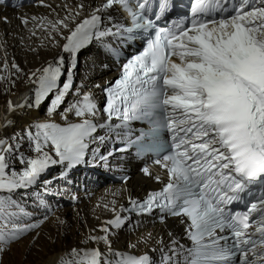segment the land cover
I'll return each mask as SVG.
<instances>
[{
  "label": "snow or ice",
  "instance_id": "1",
  "mask_svg": "<svg viewBox=\"0 0 264 264\" xmlns=\"http://www.w3.org/2000/svg\"><path fill=\"white\" fill-rule=\"evenodd\" d=\"M146 4L147 0H136L134 5L130 0H103L75 27L66 23L71 13L51 22L54 31L66 29L69 33L62 36L65 43L61 51L67 58L60 55L32 73L29 79L35 77L34 100L16 106L9 101L8 111L38 108L55 93L48 108L52 115L72 88L78 54L93 40L102 42L104 37L155 28L154 38L123 65L120 78L104 89L107 102L102 111L107 121H120L116 128H127L132 121L148 124V130L136 140L127 141L129 145L151 140L161 129L171 134V151L154 161L165 171L167 183L143 201L130 199L131 207L120 212L143 217L158 211L161 223L168 216L187 218L185 231L192 247L184 252L171 233L168 245L157 239L159 264H233L234 260L238 264H264V192L255 202H246V211L233 212L228 207L241 202L242 194H251L252 187L264 185V0H191L188 24L173 21L167 27H157L142 15ZM117 6L130 17L132 27L102 28V14ZM83 8V4L78 5L75 16ZM168 8L169 0H160L156 19ZM65 73L67 80L60 88ZM69 113L80 122H67ZM99 115L93 97L86 94L61 114L63 126L41 122L34 125V133L26 130L24 135L37 156L27 161L17 157L26 164L19 173L13 170L8 174L13 148L0 139V192L27 189L54 165L70 170L84 163L90 145H97L92 149L95 154L106 141V136L98 134V129L106 127L97 122ZM99 159L106 161L108 157L100 155ZM142 171L152 175L148 168ZM155 179L160 181L159 176ZM7 206L8 202L0 200V214ZM120 212L105 222L100 229L103 235L88 237L92 243H102L106 252L73 248L72 259L61 258L59 264H155L147 253L137 256L112 250L110 229L134 227L130 216ZM3 219L7 222L0 224V253L44 223L20 224L11 213ZM225 232L228 235H220ZM150 238L151 234L145 242Z\"/></svg>",
  "mask_w": 264,
  "mask_h": 264
},
{
  "label": "bare ground",
  "instance_id": "2",
  "mask_svg": "<svg viewBox=\"0 0 264 264\" xmlns=\"http://www.w3.org/2000/svg\"><path fill=\"white\" fill-rule=\"evenodd\" d=\"M39 1L40 0H36L35 2L38 3ZM90 1L93 0H65L63 3H60L58 0H44L45 3L52 4L54 7V12L50 15V10L43 6H36L30 9L23 7V9L18 12H13L8 9L3 10V8L0 7V18L6 16L9 19L8 24H4L0 20V58L2 63L0 64V91L1 94H4V92L9 90L8 94L6 93V98L0 102V139L6 140L8 144L10 142L8 135H13L18 138V136L24 134L28 129L33 128L35 132L36 129L34 125L36 123L46 120H60L61 114L65 112L69 104L73 101L75 93L79 92L82 94L91 92L95 89L96 85H103L105 80L116 74H112L113 70L107 62L108 58L106 55L95 48H90L80 54L82 56V62L80 64L82 68L80 73L77 70L78 84L71 88V94L64 99V102L55 113L49 115L48 112H46L51 102L45 105L44 109L42 105H40L38 108H16L12 113L8 111L7 105L9 101L12 102L13 106H16L24 104L26 100H34L36 85L32 81L35 77H33L32 80L29 79L32 73L37 72V69H42L50 63H53L60 55H64L67 58V54L62 53L61 49L63 43H65L62 36H66L68 31L66 29L54 31L50 26L52 19H54V21L57 19L63 20L71 13L72 16L66 23L69 24V27H74L83 16H87L92 11L88 10L86 5V3ZM80 4H83L84 8L80 10L79 16H75L78 5ZM22 12L24 16L29 14L40 16L33 33H31V29L28 28L30 25L20 24L18 18H16V14ZM73 18L74 22H72ZM37 25L40 28L39 30H36ZM7 62L9 63L10 71L6 66ZM13 64L17 67L13 68ZM103 64L108 66L107 69H102ZM17 69H19V71H17ZM8 74H10V78H8ZM37 75H39V73H37ZM64 81V78H61L60 82ZM30 95L33 97L30 98ZM9 120L11 123H8ZM12 130L15 131L9 134ZM24 140L26 142L27 138ZM30 150V147L26 149L25 156L35 158L37 154ZM45 151H48V148H46ZM156 188L157 186L149 179L143 178L137 173H133L126 186H107V184H104L97 190L90 191L92 197L88 198V200H82L83 204L78 205V208H81L79 211H81L83 216L82 219L84 220V225L82 226L83 230L80 236H76L74 232H68V230L66 232L63 227L62 230L56 232V234L52 233L50 229H45L47 237L50 238L49 242L46 243L42 240H38L37 245L40 246L38 252L30 251L29 248H22V250L17 252L14 258V264H59L61 258L71 260L72 257L70 253L73 248L84 250L96 244L88 241V237L100 236V234H102L100 231L102 225L106 219L114 215L118 204L123 203L126 193L131 192L134 196L142 197L146 194L147 190H154ZM63 223L60 224V226L66 225ZM178 226L176 220L167 221L165 225H146L140 222L139 230L134 233H130L124 228L119 231H112V235L110 236L112 248L128 250L136 255L148 252V248L151 246H154V248L160 247L155 241L156 235H162L163 242L167 243L169 239L166 237V232L173 231L176 234ZM148 233L151 234V238L145 242V237ZM130 244H137V247L130 248ZM99 245L103 249H106L102 243H99ZM45 252L49 253V255L43 258Z\"/></svg>",
  "mask_w": 264,
  "mask_h": 264
},
{
  "label": "rangeland",
  "instance_id": "3",
  "mask_svg": "<svg viewBox=\"0 0 264 264\" xmlns=\"http://www.w3.org/2000/svg\"><path fill=\"white\" fill-rule=\"evenodd\" d=\"M0 64H2L1 63V58H0ZM6 66H7L8 70H9L10 67H9V63L8 62L6 64ZM9 76H10V74H8V78L11 77V76L10 77ZM8 91L4 92V94H1V91H0V102L3 101L6 98V95L8 94ZM42 107L44 109L45 105L42 106ZM28 130H31L34 133V129L33 128L32 129H28ZM14 131L15 130L10 131L9 134L13 133ZM22 133H24V132H22ZM21 135L18 136V138H16L15 140L13 139V137H14L13 135H8V137H9L8 139L11 142V143L9 142V145L11 144V146L13 148L12 154H10L8 156L9 168H8L7 171H8L9 175L11 174V171H13V170H15L17 173H19L26 166V164H21L20 160L17 157L23 156L25 161H27L28 158L30 159V156L29 157L25 156L26 155V152H25L26 149L28 147H30L29 143H26V142H28V140L26 142L24 140L27 137L24 134H21ZM17 146H19V150L18 151L16 150ZM42 176H44V175H42ZM101 186L102 185H98L95 190H97ZM16 191H17V193L15 194L16 196H14V197H12V195H10V193H8V192H5V194L4 193H0V200H4V201L8 202V206H7L6 210H5V212L3 214H0V224H3V223L7 222V221H5L3 219V215H7L9 213L13 214L14 217H18L16 222L20 223V224H22L23 222H25V221H27V220H29V219H31L33 217V215L28 214V213L23 211V209L25 208L24 206L28 207V206L32 205V203L26 202L23 199H21V200L19 199V197L26 196L28 194L24 193L25 191H23V190L19 191L17 189ZM9 199H11V200L9 201ZM18 204H20V205H18ZM16 208H18V210ZM79 210H81V208H78V205H76V206H66L62 210H58L57 212L55 211V214L53 216H51V217H46V214H42L41 215L42 218L40 220H44V223L41 224L40 228L36 229L32 233L26 235L24 238H22L18 242L11 243L8 246V248H7V250L5 252L0 253V264H14L15 263L14 258L17 255V252H19V250H22V248H26V249L29 248L30 251L38 252V248H40V246L37 245L38 244V240H42V241L47 243V242H49V239H50L49 237H47V232H46L45 229H50V231L52 233L56 234V232L61 231L62 227H63V229L66 232L68 230V232L69 231L70 232H74V234L76 236H80L82 234V230H83L82 226L84 225V220L82 219L83 216H82L81 211H79ZM61 221H64L63 224H66V225H61L60 226V224H62ZM53 223H54V225H53ZM58 225H59V227H58ZM9 227H11V224H9ZM47 255H49V253L45 252V255H43V258L46 257ZM8 256H9V258H8ZM10 258H12V259H10Z\"/></svg>",
  "mask_w": 264,
  "mask_h": 264
}]
</instances>
